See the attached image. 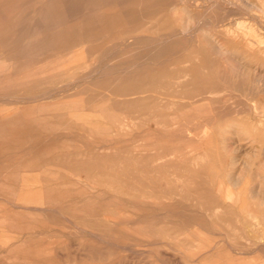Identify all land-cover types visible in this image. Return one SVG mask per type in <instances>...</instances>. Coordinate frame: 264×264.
<instances>
[{"label":"rangeland","instance_id":"374dc122","mask_svg":"<svg viewBox=\"0 0 264 264\" xmlns=\"http://www.w3.org/2000/svg\"><path fill=\"white\" fill-rule=\"evenodd\" d=\"M198 1L0 9V264H264V0Z\"/></svg>","mask_w":264,"mask_h":264},{"label":"bare ground","instance_id":"6f19581e","mask_svg":"<svg viewBox=\"0 0 264 264\" xmlns=\"http://www.w3.org/2000/svg\"><path fill=\"white\" fill-rule=\"evenodd\" d=\"M189 1H190V0H189ZM199 1H200V0H199ZM199 1H198V2H199ZM210 1H211V0H210ZM175 2H176V1H175ZM178 2H180V0H178ZM187 2H188V0H187ZM261 2H262V1H261ZM173 3H174V2H173ZM188 3H189V2H188ZM200 3H201V2H200ZM210 3H211V2H210ZM215 3H216V1H215ZM181 4H182V3H181ZM184 4H185V3H183V5H184ZM213 4H214V2H213ZM213 4H212V5H213ZM50 5H51V4H50ZM50 5H49V6H50ZM183 5H181V6H183ZM198 5H199V4H198ZM200 5H202V4H200ZM207 5H208V3H207ZM214 5H215V4H214ZM8 6H9L8 0H0V9H1V10H3V11H8V9H10V7H8ZM49 6H48V7H49ZM170 6H171V5H170ZM196 6H197V5H196ZM234 6H235V5H234ZM248 6L251 8V7H252V3L249 4ZM172 7L174 8V6H172ZM176 7H177V6H176ZM190 7H191V6H190ZM192 7H193V5H192ZM198 7H199V6H198ZM200 7H201V6H200ZM205 7H206V6H205ZM205 7L202 8V9H207V8H205ZM163 8H164V7H163ZM177 8H178V7H177ZM180 8H181V7H180ZM182 8H183V7H182ZM184 8H185V7H184ZM187 8H188V7H187ZM45 9H46V8H45ZM171 9H172V8H171ZM175 9H176V8H174V10H175ZM190 9H192V8H190ZM190 9H189V10H190ZM196 9H197V8H196ZM208 9H209V8H208ZM172 10H173V9H172ZM181 10H184V9H181ZM193 10H194V9H193ZM169 11H170V9H169ZM186 11H187V10H186ZM190 11H192V10H190ZM195 11H196V10H195ZM195 11H194V12H195ZM198 11H199V10H198ZM188 12H189V11H188ZM189 13H190V12H189ZM112 14H113V13H112ZM115 14H116V13H115ZM115 14H114V15H115ZM192 14H193V13H192ZM112 17H113V16H112ZM194 17H195V16H194ZM200 17H202V16H200ZM103 18H104V17H103ZM168 18H169V17H168ZM191 18H192V17H191ZM203 18H204V17H203ZM171 19H172V18H171ZM177 19H178V18H177ZM192 19H193V18H192ZM192 19H191V20H192ZM225 19H226V18H225ZM235 19H236V18H235ZM99 20H100V19H99ZM181 20H182V18H181ZM205 20H206V19H205ZM100 21H101V20H100ZM100 21H99V22H100ZM175 21H176V20H175ZM187 21H188V20H186V23H188ZM193 21H194V20H193ZM193 21H192V22H193ZM196 21H197V19H196ZM199 21H200V20H199ZM201 21H202V20H201ZM201 21H200V23H201ZM229 21H230V20H229ZM95 22H96V21H95ZM104 22H105V20H104ZM106 22H107V21H106ZM150 22H151V21H150ZM157 22H158V21H157ZM194 22H195V21H194ZM197 22H198V21H197ZM203 22H204V21H203ZM207 22H208V21H207ZM209 22H212V21H209ZM223 22H224V21H223ZM223 22H222V23H223ZM159 23H160V22H159ZM159 23H158V24H159ZM174 23H176V22H174ZM178 23L180 24V22H178ZM178 23H177V24H178ZM222 23H221V24H222ZM225 23H226V22H225ZM225 23H223V24H225ZM236 23H237V26H238V25L243 24V21L238 20ZM96 24H97V23H96ZM154 24H155V23H154ZM154 24H152V25H154ZM165 24H166V23H165ZM184 24H185V23H184ZM184 24H183V25H184ZM191 24H192V23H191ZM193 24H194V23H193ZM197 24H198V23H197ZM214 24H215V22H214ZM227 24H228V23H227ZM227 24H226V25H227ZM145 25H146V24H145ZM149 25H151V24H149ZM152 25H151V26H152ZM195 25H196V24H195ZM199 25H200V24H199ZM211 25H213V24H211ZM226 25H225V26H226ZM235 25H236V24H235ZM146 26H147V25H146ZM185 26H186V25H185ZM208 26H210V25H208ZM215 26H216V24H215ZM247 26H248V25H247ZM91 27H92V26H91ZM105 27H107V26H105ZM153 27H155V26H153ZM158 27H159V26H158ZM179 27H180V26H179ZM183 27H184V26H183ZM212 27H213V26H212ZM219 27H220V26H219ZM110 28H111V27H110ZM180 28H181V27H180ZM180 28H178V29L180 30ZM192 28H193V26H192ZM208 28H210V27H208ZM217 28H218V27H217ZM224 28H225V27H224ZM105 29H106V28H105ZM127 29H130V28H127ZM137 29H138V27H137ZM181 29H182V28H181ZM210 29L212 30V28H210ZM219 29H220V28H219ZM221 29H222V28H221ZM107 30H108V29H107ZM112 30H113V29H112ZM130 30H131V29H130ZM133 30H134V29H133ZM186 30H187V29H186ZM125 31H126V30H125ZM135 31H136V30H135ZM156 31H158V29H157ZM181 31H182V30H181ZM188 31H189V30H188ZM219 31H220V30H219ZM105 32H107V31H105ZM108 32H109V30H108ZM127 32H128V31H127ZM131 32H132V31H131ZM139 32H140V31H139ZM185 32H186V31H185ZM190 32H191V31H190ZM214 32H215V30H214ZM81 33H82V32H81ZM133 33H134V32H133ZM180 33H181V32H180ZM217 33H218V32H217ZM36 34H37V33H36ZM53 34H56V31H54ZM82 34H83V33H82ZM88 34H89V33H88ZM175 34H176V32L174 33V35H175ZM189 34H190V33H189ZM84 35H85V34H84ZM133 35H134V34H133ZM216 35H217V34H216ZM218 35H219V34H218ZM110 36H111V34H110ZM130 36H131V34H130ZM170 36H172V34H171ZM58 37H62V35L58 34V35H55V36H54V38H56V39H57ZM125 37H126V36H125ZM135 37H136V36H135ZM186 37H187V36H186ZM190 37H191V36H190ZM69 38H70V37H69ZM94 38H95V37H94ZM117 38H118V36H117ZM142 38H143V37H142ZM142 38H141V39H142ZM158 38H159V37H158ZM137 39H138V38H137ZM144 39H145V37H144ZM190 39H191V38H189V40H190ZM257 39H258V38H257ZM145 40H146V39H145ZM161 40H162V39H161ZM139 41H140V40H139ZM251 41H252V40H251ZM144 42H145V41H144ZM148 42H149V41H148ZM161 42H162V41H161ZM193 42H194V40H193ZM257 42H258V41H257ZM91 43H92V42H91ZM157 43H158V42H157ZM157 43H156V44H157ZM132 45H133V44H132ZM152 45H153V44H152ZM124 46H125V45H124ZM69 48H70V47H69ZM155 48H156V47H155ZM155 51H156V50H155ZM161 51H162V50H161ZM158 52H159V51H158ZM146 54H147V53H146ZM144 55H145V54H144ZM145 65H146V64H145ZM145 65H144V66H145ZM179 69H180V68H179ZM158 70H159V69H158ZM179 71H180V70H179ZM179 73H180V72H179ZM187 73H188V72H187ZM95 74H96V73H95ZM186 76H187V75H186ZM161 77H162V76H161ZM33 78H34V77L32 76V78H30V79H33ZM30 79H29V80H30ZM164 82H166V81H164ZM153 83H155V82H153ZM166 84H167V83H166ZM173 84H174V83H173ZM167 85H169V84H167ZM217 85H218V84H217ZM214 86L216 87V85H214ZM213 91H215V90H213ZM24 98H25V97H24ZM28 100H29V99H28ZM263 103H264V102H263ZM263 105H264V104H263ZM254 112H255V111H254ZM256 112H257V111H256ZM258 113H259V112H258ZM38 115H39V114H38ZM11 116H12V115H11ZM17 117H18V116H17ZM5 118H6V117H5ZM48 118H49V117H48ZM34 119H36V118L34 117ZM261 119H262V118H261ZM15 120H16V119H15ZM32 120H33V119H32ZM47 120H48V119H47ZM256 120H257V119H256ZM263 120H264V119H263ZM21 121H22V120H21ZM39 121H40V120H39ZM201 121H202V120H201ZM201 121H200V122H201ZM14 122H15V121H14ZM14 122H13V123H14ZM43 123H44V122H43ZM202 123H203V122H202ZM204 124H205V123H204ZM258 124H259V123H258ZM20 126H21V125H20ZM263 128H264V127H263ZM263 128H262V129H263ZM0 132H1V131H0ZM20 133H21V132H20ZM1 136H2V135H1ZM261 142H262V141H261ZM263 154H264V153H263ZM172 156H173V155H172ZM173 158H174V157H173ZM263 164H264V163H263ZM210 168H211V167H210ZM173 176H174V175H173ZM221 182H222V181H221ZM218 184H219V183H218ZM218 184H217V185H218ZM220 187H221V185H220ZM222 189H223V188H222ZM220 193H221V192H220ZM224 194H225V198H226V199H228V200H232V198H231V197H232V194H231V192H230L229 190H226V191L224 192ZM208 209H209V208H208ZM209 210H210V209H209Z\"/></svg>","mask_w":264,"mask_h":264}]
</instances>
